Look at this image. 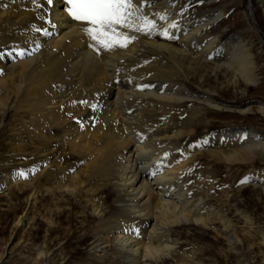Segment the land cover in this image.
Instances as JSON below:
<instances>
[{"label":"bare ground","instance_id":"6f19581e","mask_svg":"<svg viewBox=\"0 0 264 264\" xmlns=\"http://www.w3.org/2000/svg\"><path fill=\"white\" fill-rule=\"evenodd\" d=\"M213 1L157 0L149 17L177 22L169 30L176 42L157 28L151 35L132 32L127 47L107 50L86 34L89 25L68 15L64 0H0L7 5L0 7V49L26 53L0 59V116L12 111L26 118L21 137L28 132L36 149L24 166L48 191L83 199L82 217L90 214L97 224L88 243L98 261L206 264L183 253L178 228L235 235L228 214L212 206L214 194L191 182L190 162L202 151L227 162L240 151L264 154V134L244 128L199 133L198 118L206 112L245 115L253 107L224 101L206 87L207 79L198 83L191 75L223 72L233 75L235 87L239 77L257 86L259 63L241 36H226L225 12L210 9ZM257 111L264 114V104ZM247 178L264 186V171Z\"/></svg>","mask_w":264,"mask_h":264},{"label":"rangeland","instance_id":"374dc122","mask_svg":"<svg viewBox=\"0 0 264 264\" xmlns=\"http://www.w3.org/2000/svg\"><path fill=\"white\" fill-rule=\"evenodd\" d=\"M211 5L214 12H225L226 36H241L248 44L259 63V83L248 86L239 77L235 87L230 83L232 74L216 76L197 69L191 76L198 83L207 79L206 87L217 97L239 107H253V112L245 115L206 112L197 119L201 124L198 131L244 128L264 134V114L257 111V103L264 104V0H214ZM165 39L176 42V38ZM25 123L26 118L12 111L0 116V264H109L91 255L89 240L96 236L97 224L88 212L82 217L83 199L67 200L57 191H48L44 179H38L31 166H24L33 161L36 149L28 132L21 137ZM204 123L209 124L203 127ZM240 152L233 162L205 151L190 162L191 182L200 191L210 190L212 206L226 212L236 227L235 235L230 231L228 237L199 226L178 228L183 253L202 258L206 264H264V186L249 182L243 187L240 183L249 173L264 171V154L260 149L254 154ZM19 172L25 175L19 176ZM22 217L25 225L18 227ZM39 249L47 254L42 255Z\"/></svg>","mask_w":264,"mask_h":264},{"label":"snow or ice","instance_id":"6c2138e0","mask_svg":"<svg viewBox=\"0 0 264 264\" xmlns=\"http://www.w3.org/2000/svg\"><path fill=\"white\" fill-rule=\"evenodd\" d=\"M44 2L45 0H41V4ZM197 2H203V0H197ZM53 3L54 0H46L47 5H53ZM156 3L157 0H64L68 15L75 21L89 25L84 29L86 34L96 45L107 50L117 46L127 47L133 38L130 34L132 32L151 35L157 28H161L163 31L159 34L168 39H174V34H171L169 30L178 28L177 22H168L165 25L158 23L155 14L149 17L147 9H154ZM0 7H7V5L2 4ZM142 8L145 9V12L138 15ZM182 12L183 8L177 14H182ZM167 20L166 15L159 16V21ZM35 31L49 35L48 31L41 27H36ZM38 47L39 45H37ZM25 54L24 50H17L16 48L0 49V59L13 55L23 57ZM144 87L150 86L145 85ZM18 175L24 176L25 173L19 172ZM247 182L258 181H250L247 177L240 181V183Z\"/></svg>","mask_w":264,"mask_h":264}]
</instances>
